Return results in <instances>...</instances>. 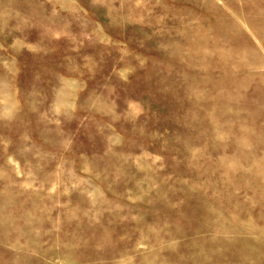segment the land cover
Returning a JSON list of instances; mask_svg holds the SVG:
<instances>
[{
	"label": "rangeland",
	"instance_id": "1",
	"mask_svg": "<svg viewBox=\"0 0 264 264\" xmlns=\"http://www.w3.org/2000/svg\"><path fill=\"white\" fill-rule=\"evenodd\" d=\"M254 156L264 0H0V264H264Z\"/></svg>",
	"mask_w": 264,
	"mask_h": 264
},
{
	"label": "bare ground",
	"instance_id": "2",
	"mask_svg": "<svg viewBox=\"0 0 264 264\" xmlns=\"http://www.w3.org/2000/svg\"><path fill=\"white\" fill-rule=\"evenodd\" d=\"M53 2V0H50ZM235 56V55H233ZM238 128L241 130L245 125L243 118H238ZM219 135V131L216 130L215 135ZM222 134V133H221ZM241 137L242 134H240ZM238 139V138H237ZM239 140V139H238ZM237 170V168L235 169ZM238 176L237 182H230L226 179V176L218 175L217 176V183L218 185H214L210 190L211 194L213 196V199L206 203V212H208V216L212 218L218 219L217 223L213 229L210 231V233H213V235H220L222 237H233V238H240V237H247L250 240L255 241V243H258L259 240L264 236V232L260 229H252L249 226V217L247 218H240L241 213H247L250 208V203L253 202V199H244V201L239 200V197H236V199L229 203L226 208L220 210L221 208V201L218 200V196H222L224 193H219V190H242L241 195H245V197L250 194L249 191H252L254 196L259 197L262 195V193L253 192V190H262L264 189V158L259 156H254L250 160L245 162V166L239 167V170L235 172ZM227 181V182H226ZM216 183V184H217ZM255 190V191H257ZM229 193V192H228ZM240 195V198H241ZM264 199V196H261ZM219 206V208H218ZM217 207V209H216ZM262 215L264 217V209H262ZM232 222H235L236 225L233 228H226L224 223L232 224ZM244 241V240H243ZM244 242L242 243V250L248 251L249 246H245ZM249 244V243H247ZM252 248V247H251ZM254 248V247H253Z\"/></svg>",
	"mask_w": 264,
	"mask_h": 264
}]
</instances>
